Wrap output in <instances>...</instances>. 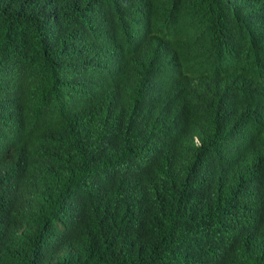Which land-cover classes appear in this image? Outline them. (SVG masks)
<instances>
[{
	"label": "trees",
	"instance_id": "trees-1",
	"mask_svg": "<svg viewBox=\"0 0 264 264\" xmlns=\"http://www.w3.org/2000/svg\"><path fill=\"white\" fill-rule=\"evenodd\" d=\"M148 1L0 0V264H264V0Z\"/></svg>",
	"mask_w": 264,
	"mask_h": 264
},
{
	"label": "clouds",
	"instance_id": "clouds-1",
	"mask_svg": "<svg viewBox=\"0 0 264 264\" xmlns=\"http://www.w3.org/2000/svg\"><path fill=\"white\" fill-rule=\"evenodd\" d=\"M88 18L94 20L90 7H88L87 12ZM191 15V3L184 0H149L144 4L137 12L138 20L140 21L141 27L144 31L155 37L162 45L168 46L180 42L181 37H188L185 32L183 33H174L175 29L180 25L185 24ZM242 20L245 21L246 26L242 28L243 32L250 40H257L259 37L256 34V29L254 27L255 22H260L263 20L259 13L251 15L249 9L245 7L240 14ZM95 21V20H94ZM97 27V23L93 27H88L86 34L88 36H93L94 31ZM164 36V43L157 37ZM264 39V33L262 35ZM184 41V42H186ZM81 42L77 38V44ZM211 43L210 41L206 42H197L191 49V52L206 54ZM207 49V50H206ZM264 56V53H263ZM141 101L144 105L148 106L151 109L162 111L161 110V94L156 89L154 84L149 81L148 86L144 90ZM220 101L216 105L215 115L217 116L220 111ZM196 141L198 137L196 136ZM258 160H263L264 157L259 156Z\"/></svg>",
	"mask_w": 264,
	"mask_h": 264
}]
</instances>
